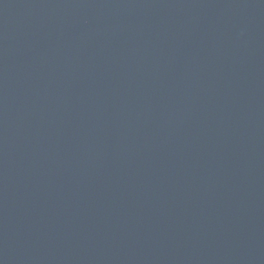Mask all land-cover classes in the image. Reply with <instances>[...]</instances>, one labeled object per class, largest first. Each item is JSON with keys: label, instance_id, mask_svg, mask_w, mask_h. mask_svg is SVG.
I'll return each instance as SVG.
<instances>
[{"label": "water", "instance_id": "95a60500", "mask_svg": "<svg viewBox=\"0 0 264 264\" xmlns=\"http://www.w3.org/2000/svg\"><path fill=\"white\" fill-rule=\"evenodd\" d=\"M0 264H264V0H0Z\"/></svg>", "mask_w": 264, "mask_h": 264}]
</instances>
